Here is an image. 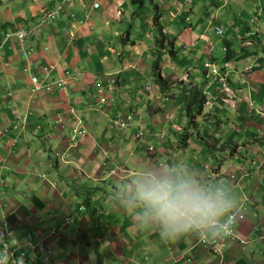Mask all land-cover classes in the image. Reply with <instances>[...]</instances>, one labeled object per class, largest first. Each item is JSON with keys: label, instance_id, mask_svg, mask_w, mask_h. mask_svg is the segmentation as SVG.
<instances>
[{"label": "crops", "instance_id": "crops-1", "mask_svg": "<svg viewBox=\"0 0 264 264\" xmlns=\"http://www.w3.org/2000/svg\"><path fill=\"white\" fill-rule=\"evenodd\" d=\"M128 1L130 4L126 6V0H0V42H3L0 44V224L12 227L17 241L29 253L28 264H100L106 255H110L108 264L115 261L121 262L118 264H261L262 261L264 264V258L246 257L241 251L244 246L230 245L222 256H217L194 246L198 237L194 234L165 241L155 229H139L135 218L111 201L113 187L126 182L133 169L154 167L155 162H161L153 159L137 162L140 160L137 157L135 164L139 166L130 169L127 153L135 150L133 146H127L126 151L119 143L108 146L107 140H99L104 138L106 125L102 116L117 117V108L124 103L121 94H131L130 85L136 84L146 71L148 55L157 57L162 52L159 66L168 80L180 73L174 70L181 66L179 62L164 68L167 52L155 40L157 24L166 35L165 44L171 42L175 49L174 44L184 39L182 30L171 37L168 26H189L191 23L184 19L194 10L189 6V13L178 23L174 18L184 10L179 0H144L141 6ZM208 1L207 5L204 3L205 14L215 21L216 15L206 7L211 3ZM58 2L63 3L60 17L45 18L46 10ZM218 3L214 4L215 11L228 9L226 21L231 19L232 23L245 11L252 12L251 20L256 21V30L260 32L258 39L264 35V0H219ZM155 10L159 13L157 24L152 18ZM255 11L261 12L257 18ZM143 12L147 13L142 17L144 23L137 21ZM85 15L88 16L84 18ZM71 23H75L73 36L67 31ZM20 25L32 30L23 44L16 36L3 40L5 32ZM216 25L223 27L221 23ZM252 31L248 29L239 35L238 49L226 39L234 55L221 61L233 65V59L249 53V49L244 53V47L250 41L255 43L248 35ZM185 39L191 44L187 54L190 57L200 44L189 36ZM206 47L204 43L203 51ZM23 52H27V57ZM170 54L177 58V49ZM249 58L245 57L242 63L238 82H231L232 88L218 91L225 98L216 110L220 113L225 110V116L232 118L227 119L231 126L237 127H224L227 138L234 142L233 158H241L249 168L255 164L260 168L264 165V150L260 149L261 145L264 147V57L258 53ZM46 64L52 66L48 79L68 75L66 91L31 90L29 75L23 67L40 74V68ZM93 77L100 81L96 90L89 87ZM193 84L197 83L193 81ZM134 100L139 106L133 110L135 122L142 125L140 116L149 112V104L143 98ZM205 102H209L208 96ZM79 119L87 130L79 137L82 142L75 144L69 134ZM245 124L247 129L242 126ZM146 131L153 133L149 127ZM256 135H261L260 146L249 143L254 142ZM139 151L133 158L144 152ZM259 151L261 156L254 155ZM158 157L156 154L155 159ZM241 168L238 180L232 182V190L252 192L248 184L259 183L246 178L252 173L246 167ZM260 196L258 199L263 198ZM253 210L258 212L256 205ZM65 217L73 218L72 226L68 224L52 235L43 236L48 229L58 227ZM248 225L242 226L243 236H250L252 228Z\"/></svg>", "mask_w": 264, "mask_h": 264}, {"label": "rangeland", "instance_id": "rangeland-1", "mask_svg": "<svg viewBox=\"0 0 264 264\" xmlns=\"http://www.w3.org/2000/svg\"><path fill=\"white\" fill-rule=\"evenodd\" d=\"M179 2L181 6H184V10L179 16L174 18L178 21V23L181 22L183 15L189 13L187 11L189 6L192 5L194 10L190 12V14L184 19L186 22L191 23L190 25L188 23L189 26H184L181 24L179 27H175L173 24V26H168L169 29H167L171 37L177 36V32L180 30H182L181 36L184 37L182 42L180 41L177 44H174L175 49L178 51L177 58L173 57L168 51V48H173L171 42H167V44L164 45L165 50L168 51V56L165 55L164 57V68L167 69V66L170 67L172 63L175 65L177 62H179V65H181L178 66V68L174 67V70H179L180 73L174 75L173 77H169V80L175 83L169 87L168 90H166V93L172 91V96H167L165 93L160 91L159 86L154 82L152 70L150 71V63L156 56L151 57L148 55L145 57V64L147 67L146 71L143 73V76L139 78L138 81H136V84L130 85V87H132L130 89L132 91L131 94H121V101L123 100L125 104L122 103V105L117 108L119 111L117 117H110L109 115L102 116L103 121L105 120L106 122V125L102 132L104 138L99 140L101 142L107 140L106 144H108V146H110L109 144L113 142L115 145H118L119 143V147L126 151H128L126 148L127 146H133L135 150L131 149L130 152L127 153L130 157V159L127 160L130 169L133 167L136 168L135 166L137 165L135 162L137 161V157L140 158V160L137 162L150 161L151 159L155 161L160 160L161 163L158 164L155 162L154 167H158L164 163H178L179 165L187 166L190 170L193 168L197 169L205 178L212 180L213 182H224L232 189L234 186L232 182L238 180V175L243 170L241 166L244 168L246 167L248 172L252 173L246 178H249V180H252L255 183H259V185L257 186L254 184H248V187L251 188L252 186V192L249 191V188H247V191H249L248 193H245L244 190H242L243 192L241 191L238 193L237 189H234L233 192L238 199L240 211L243 212L242 214L244 219L242 218V220H246V222L249 224L248 227L252 229L250 230V236L246 234L243 236V227H240V229H238L239 231L236 233L238 244L237 242L232 241V244L230 245H238L239 248L244 246V249L241 251L243 254L247 255L246 257H249L250 259H263L264 165L259 168L256 167L255 164L251 165V168H249L250 165L241 162V158H233L232 155L235 153L234 149H232V147H235L234 142L229 140L230 138H227L228 135L226 132H224V127L231 126V122L227 119L232 118L228 115L225 116V110L220 113V111L216 110V108L219 107L218 103H221V99L225 98L224 93H219L218 91H224L226 90L225 88H232L231 86L233 85L231 84L229 86V84L231 82H238V79L241 76L240 71L243 69L241 68L242 63L246 60L245 57L250 56L249 59H253L254 55H257L258 53H260V56L264 57V35L261 33L262 35H260V38L258 39L260 32H257L256 30V21H254V19L251 20V18H254L252 12L246 14L247 11H245L244 15L242 14L236 19H233L234 21L232 20V23L231 19L226 21L227 13L230 11L227 9L216 12V7L214 4H219V0H209L208 2L211 3H209L210 5L206 7L211 9L213 14L216 15L214 21L211 19V17H207L205 14L206 8H204V3H206V0H191V2L179 0ZM128 4L130 3L128 0H126L125 5L128 6ZM123 7L124 6H122V8ZM254 13L255 18H257V13L260 15L261 12L255 11ZM143 16H147V13L143 12L137 21H142V23H144L142 20ZM216 23H221L223 25L224 33L222 36L216 34L215 32ZM246 29L253 30V33H249L248 35L250 39L255 40V43L250 41V45L244 47V53L248 49L249 53L242 55L239 58L233 59V65L225 64L224 60L221 61L225 55L223 40H231L233 44L232 47L238 49L237 44L240 45L241 40L239 35H243V33L247 31ZM186 36L193 38V40H198L200 44L199 49L193 52L190 57H188L187 54L191 44L185 39ZM204 43L207 44L206 51H203ZM165 50L163 53H165ZM250 50L252 51L250 52ZM117 51H119V48ZM115 56L117 57L116 59L118 61V56ZM205 61H209L213 64V67L216 68L215 73L211 72L210 68L206 69L204 67ZM220 76L224 77V85L223 82L219 80ZM193 81L197 83L203 92H205L209 101L203 103V109L207 111L205 112L206 114H197V129L193 127L192 123L189 122V118L184 112L185 97L183 93H181L182 88L193 89ZM90 82L91 83L89 87L93 90H96V85L98 86V84H100V81L94 77L93 79H90ZM92 83L94 84L92 85ZM207 86H210L208 90H206ZM88 94L90 95L91 93ZM148 95H150V98ZM115 96L118 98V95ZM133 98H143L144 102L147 101L149 104V112L147 114H143V112L141 113L140 120L142 121V125H137L135 122L136 113L133 110L138 109L139 106L138 103H135ZM148 104L145 105L148 106ZM158 106H162L163 109L160 110ZM157 110L160 111L157 112ZM128 113L132 114L133 119L129 121V125L126 128H119L112 122L113 118L120 120L121 118L123 119ZM202 116H207V118L203 119ZM242 126L245 127V129L248 128L246 124ZM146 127H149L153 133L149 132V134L148 131H146ZM231 128L234 129L237 127L232 125ZM184 130L192 132L188 144L185 147L181 145L179 140V137L181 133L184 132ZM248 130L250 132L251 129ZM197 131L200 132L201 137L203 136V138L197 136ZM70 136L71 133L69 134V137ZM202 139L205 140L203 142L204 145H201ZM259 139H261V135L253 138L254 142L249 143L260 146L261 144H259ZM72 142L77 144L82 142V140L75 139L72 140ZM149 146H151L152 149H150ZM260 149L264 150V147L261 145ZM139 150L144 151L142 152L143 154L137 155L135 158H133V156L136 155V151L140 152ZM154 150L156 151L154 152ZM156 154L161 158L158 157V159H155ZM254 155L261 156L262 152L259 151L258 154L256 152ZM233 166L237 167L238 169H234ZM256 190L259 191H257L258 194L255 193ZM260 194L263 196L262 199H258L261 198ZM252 205L257 206L258 212L255 213ZM70 225L72 226L73 224ZM236 227L237 225L235 223L234 228ZM46 233H48V230L43 233V236ZM259 234H262L261 238H259ZM230 238L231 236H228L226 239ZM248 240L250 241L248 242ZM246 242L248 243L245 244ZM68 244L71 248V242H68ZM68 250L69 249H67V251ZM108 256L110 255H106L105 258L103 257L100 264H108ZM260 262L263 264L262 261ZM118 263L121 262L115 261L114 264ZM250 264L252 263L250 262Z\"/></svg>", "mask_w": 264, "mask_h": 264}, {"label": "clouds", "instance_id": "clouds-1", "mask_svg": "<svg viewBox=\"0 0 264 264\" xmlns=\"http://www.w3.org/2000/svg\"><path fill=\"white\" fill-rule=\"evenodd\" d=\"M184 1L191 2V0ZM58 4L62 6L58 16L55 18H48L46 16L47 12L54 9ZM62 10L63 3L58 2L52 8L47 9L44 16L47 19H58ZM87 16L88 15H85L84 18ZM69 26L70 24L67 27L68 34L73 36L75 23L74 27L71 28L72 34L69 33ZM19 27L25 28L20 25L7 32H14V30ZM216 27H221L222 30H224L222 26L216 25L215 32ZM27 30L29 32L32 31L31 29ZM223 33L224 31H222L221 34L216 32V34L220 36H222ZM2 43L3 42H0V44ZM20 43L23 44V42ZM25 53L27 55V52ZM26 55L24 54L25 57H27ZM206 62L210 63V65L206 66ZM44 66L50 67L51 65H43V67L40 68V74L32 72V68L30 67H28V70H24L25 66L23 67V71L27 72L29 75L31 84V75H37L45 81H54L59 78H64L66 81L64 89H60L54 85L51 90H39L45 92L55 89L66 91L69 83L68 75L66 77L62 76L48 79L47 77L52 70V66L48 72L43 70ZM204 67L206 69L210 68L213 73L216 72V68L213 67V64L209 61L204 62ZM66 73H68V71H66ZM220 77L222 79H220ZM220 77L219 80L222 81L224 85V77ZM128 114L131 115V118L126 120ZM128 114H126L123 119H120L127 121V126L129 125V121L133 119L132 114ZM120 120L113 118L112 122L119 128H126L127 126L120 127L115 122ZM80 128L84 130L82 133L77 132ZM86 130L87 128L79 119L78 123L71 129V142L83 136ZM149 148L152 149L151 146H149ZM111 172H113V170H111ZM110 199L114 203V206L119 207L135 218L139 229H155L159 232L161 239L165 241L174 240L186 234L197 235L198 237L194 246L203 247L219 256L223 255V252L230 246L232 241L238 242L236 233L239 231L238 229H240V227L247 223L246 220L244 221L242 219L236 222V217L239 212H241L240 206H238V199L228 184L221 181L213 182L202 176L197 169L193 168L190 170L187 166H182L178 163H164L158 167L145 166L133 169L132 175L127 178L126 182L116 184L113 187ZM80 208H83V206L81 205ZM72 221V217H65L58 227L48 229V234H54ZM235 222L237 225L236 228H234ZM228 236H231V238L226 239ZM199 238L205 242H212L217 239L225 238L226 244L219 251L215 252L210 246L200 244ZM2 241H6L11 249H15V259L12 262L7 253H0V264H28L26 260L29 258V253L17 241L12 227L0 224V247Z\"/></svg>", "mask_w": 264, "mask_h": 264}, {"label": "trees", "instance_id": "trees-1", "mask_svg": "<svg viewBox=\"0 0 264 264\" xmlns=\"http://www.w3.org/2000/svg\"><path fill=\"white\" fill-rule=\"evenodd\" d=\"M133 3H137L139 6L143 5L144 0H131ZM159 17V13L157 10H155L154 15H153V23L157 24V19ZM159 26L158 34L155 38L157 44L159 47H164L165 41H166V35L165 33L161 30V25L157 24ZM128 30L124 31V35H127ZM224 43V48H225V56L224 58L226 60H229L234 54L233 49L230 47V42H228L226 39L223 40ZM169 53L175 52V49L173 48H168ZM167 51V52H168ZM162 52L159 51V54L157 57L154 59L153 64H152V74H153V79L154 82L159 86L160 91L165 93L167 96H172V91H169L166 93V90H168L169 87L174 85L175 82L168 80L166 77H164L161 73V68L159 66V61L161 57ZM194 87L193 89H187V88H182L181 93H183L185 97V106H184V112L189 118V122L193 124V127L197 129L198 123H197V114H206L205 109H203V103L206 101V94L203 92V90L197 85L193 84ZM197 106V107H196ZM217 109V108H216ZM203 119L207 118V116H202ZM191 131L184 130V132L181 133L179 140L180 143L183 147H185L188 144V139L191 136ZM197 136L201 137V134L199 131H197ZM203 138V136L201 137ZM204 142L205 140L202 139ZM234 147H232L233 149Z\"/></svg>", "mask_w": 264, "mask_h": 264}, {"label": "built area", "instance_id": "built-area-1", "mask_svg": "<svg viewBox=\"0 0 264 264\" xmlns=\"http://www.w3.org/2000/svg\"><path fill=\"white\" fill-rule=\"evenodd\" d=\"M62 6L60 4H58L54 9L50 10L47 12L46 16L48 18H55L56 16H58V13L60 12ZM74 27V23H71L69 26V33L72 34L71 28ZM222 28L221 27H216V32L218 34L222 33ZM28 30L26 28L23 27H19L16 30H14V32H6L4 35V40L8 39L9 37H11L12 35H15L20 42H23L24 38L26 37V35L28 34ZM25 55L26 53L23 52ZM206 66H209L210 63L206 62L205 63ZM51 67V66H50ZM50 67L48 66H44L43 70H45V72H48L50 70ZM28 67H25L24 70H28ZM220 79H222L220 77ZM31 81L33 84L32 90H39V89H43V90H51V88L56 85L57 87H59L60 89H64L65 88V79L64 78H59L57 80L54 81H45L44 79L40 78L37 75H31ZM131 115H127L126 116V120L130 119ZM120 127H125L127 126V121L125 120H120V121H115ZM84 130L82 128H80L77 132L78 133H82ZM76 132V131H75ZM243 218V214L241 212H239V214L236 217V222H238L240 219ZM235 222V223H236ZM234 234V231H233ZM232 234V235H233ZM199 242L202 245H208L212 248L213 251L217 252L219 251L225 244V238L223 239H217L215 241L212 242H205L202 239L199 238ZM0 253H7L9 256V259L13 260L15 259V249L14 248H10L8 243L6 241H2L1 243V247H0Z\"/></svg>", "mask_w": 264, "mask_h": 264}]
</instances>
